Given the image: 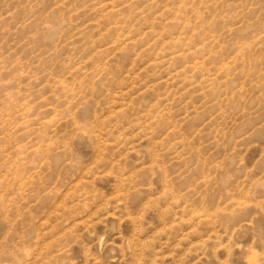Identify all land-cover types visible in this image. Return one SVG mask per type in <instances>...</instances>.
Instances as JSON below:
<instances>
[{"label": "rangeland", "instance_id": "374dc122", "mask_svg": "<svg viewBox=\"0 0 264 264\" xmlns=\"http://www.w3.org/2000/svg\"><path fill=\"white\" fill-rule=\"evenodd\" d=\"M0 264H264V0H0Z\"/></svg>", "mask_w": 264, "mask_h": 264}]
</instances>
